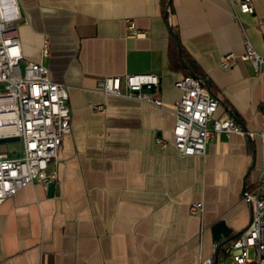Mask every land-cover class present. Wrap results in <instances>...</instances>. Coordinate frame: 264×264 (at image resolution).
Returning <instances> with one entry per match:
<instances>
[{
    "label": "crops",
    "instance_id": "crops-1",
    "mask_svg": "<svg viewBox=\"0 0 264 264\" xmlns=\"http://www.w3.org/2000/svg\"><path fill=\"white\" fill-rule=\"evenodd\" d=\"M18 1L24 55L67 86L72 129L51 165L58 172L53 194L49 183L35 181L0 204V264L232 262L217 255L227 238L215 240L212 227L225 220L236 237L250 224L244 187L257 179L260 139L219 132L204 154H182L173 128L182 94L176 80L186 71L171 66L169 52L179 39L219 99L217 115L256 131L264 72L242 55L245 37L264 54V0H254L253 13L237 0ZM128 19L146 34L131 36ZM231 51L238 59L225 69L221 59ZM134 72L161 76L162 105L98 86L108 75Z\"/></svg>",
    "mask_w": 264,
    "mask_h": 264
},
{
    "label": "built area",
    "instance_id": "built-area-1",
    "mask_svg": "<svg viewBox=\"0 0 264 264\" xmlns=\"http://www.w3.org/2000/svg\"><path fill=\"white\" fill-rule=\"evenodd\" d=\"M237 3L243 12L255 11L254 0H237ZM21 19L18 0H0V137L18 135L23 141L21 152L0 150V204L29 183L48 184L57 179V169L51 165L59 157L63 137L72 129L68 88L51 78L45 64L25 57L18 30ZM128 28L131 36L146 34L132 19H128ZM244 41L246 51L242 57L258 73H263L264 54L255 49L248 37ZM49 53L50 40L44 39L43 55ZM237 59L235 52L225 53L221 66L229 69ZM176 85L182 94L175 103L173 142L182 154H204L209 141L219 132H238L260 139L261 167L255 183L244 191L252 209L250 224L236 238L219 246L217 255L231 258V264H264V119L259 129L249 131L233 115H217L219 99L199 75H183ZM98 86L107 93L163 103L158 96L161 87L158 73L108 75ZM159 142L165 145L167 140L159 137ZM201 209L202 202L192 203L193 212ZM215 259L210 256L201 263L214 264Z\"/></svg>",
    "mask_w": 264,
    "mask_h": 264
},
{
    "label": "water",
    "instance_id": "water-1",
    "mask_svg": "<svg viewBox=\"0 0 264 264\" xmlns=\"http://www.w3.org/2000/svg\"><path fill=\"white\" fill-rule=\"evenodd\" d=\"M170 2V1H169ZM174 35L177 37V34L174 32ZM178 45H179V55L182 59V62L188 67L183 54H182V47L181 44L178 40ZM20 136L15 135V136H1L0 137V143H4L7 141H15V140H20ZM54 188H55V181H52L49 183V193L53 194L54 192ZM246 189V186L244 187V191ZM212 232H213V237L215 240H221L222 238L226 237L227 239L221 241L219 246H222L223 244H225L226 242H228L230 239L234 238L235 235H230L232 232L231 227H229L227 225V223L225 222V220H220L218 222H216L213 227H212Z\"/></svg>",
    "mask_w": 264,
    "mask_h": 264
},
{
    "label": "trees",
    "instance_id": "trees-1",
    "mask_svg": "<svg viewBox=\"0 0 264 264\" xmlns=\"http://www.w3.org/2000/svg\"><path fill=\"white\" fill-rule=\"evenodd\" d=\"M178 40L179 39L173 37L172 44H171V47H170V52L169 53H170V59H171V63H170L171 66H173L174 68H182V69H184L186 71V75H188V74L196 75L197 74V71L195 70L196 68L192 65V63L188 60V58H186L183 48H182L183 57L185 58V61L189 64V66H190L189 69H187L185 64L182 62V59H181V57L179 55Z\"/></svg>",
    "mask_w": 264,
    "mask_h": 264
},
{
    "label": "rangeland",
    "instance_id": "rangeland-1",
    "mask_svg": "<svg viewBox=\"0 0 264 264\" xmlns=\"http://www.w3.org/2000/svg\"><path fill=\"white\" fill-rule=\"evenodd\" d=\"M22 147H23V141L22 140H15V141H7V142H4V143H0V150L1 151H7L9 153H18V152H21L22 150ZM257 169H255V172H256ZM253 254V252H252ZM230 259L227 260L226 263L224 264H231L230 263Z\"/></svg>",
    "mask_w": 264,
    "mask_h": 264
}]
</instances>
